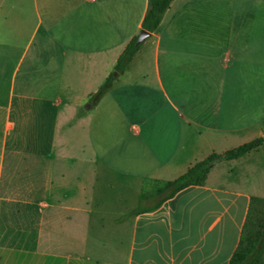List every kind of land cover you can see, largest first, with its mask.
<instances>
[{
  "label": "crops",
  "instance_id": "obj_1",
  "mask_svg": "<svg viewBox=\"0 0 264 264\" xmlns=\"http://www.w3.org/2000/svg\"><path fill=\"white\" fill-rule=\"evenodd\" d=\"M255 3L258 13L251 0H172L91 98L143 30L149 0H0V264L229 263L252 201H264V144L216 161L202 186L165 200L157 189L264 135V0ZM14 134L37 141L12 146ZM75 134L82 144L62 151L82 171L57 187L59 136ZM92 226L97 256L79 236ZM57 245L66 252L44 257Z\"/></svg>",
  "mask_w": 264,
  "mask_h": 264
},
{
  "label": "trees",
  "instance_id": "obj_2",
  "mask_svg": "<svg viewBox=\"0 0 264 264\" xmlns=\"http://www.w3.org/2000/svg\"><path fill=\"white\" fill-rule=\"evenodd\" d=\"M172 0H149V9L144 17L142 28L148 32L156 29L162 15L170 5ZM137 37L132 39L123 53L118 58L114 72L109 75L106 82L99 88V90L91 97H99L106 88L109 87L111 80L116 72H120L126 66V64L130 61L134 53L137 51L139 44H136ZM264 144V135L257 137L251 141L243 143L235 148H232L223 154L213 153L206 157L203 160L197 161L191 167L187 169L182 175L177 177L176 179L169 181L163 185V187L157 189L158 194H162V199L165 200L173 196L176 192L189 187V186H202L204 185L207 175L215 164L216 161L220 159H234L244 154L258 148L259 146ZM141 208L137 209V212L140 211ZM262 232L257 235V239L249 240L245 246H243V235L240 241V245L234 252L228 264H253L257 260V256H254L250 262H247V258L254 251H257V255L260 251L264 249V222L262 223Z\"/></svg>",
  "mask_w": 264,
  "mask_h": 264
},
{
  "label": "rangeland",
  "instance_id": "obj_3",
  "mask_svg": "<svg viewBox=\"0 0 264 264\" xmlns=\"http://www.w3.org/2000/svg\"><path fill=\"white\" fill-rule=\"evenodd\" d=\"M257 0H251V5H252V9H254L256 11V13H258L259 8L258 5L255 3ZM262 17L264 16V12L262 11L261 8V12L259 13ZM78 133L81 134V129L78 128L77 130ZM78 134H75L74 136H59V153H58V157L57 160L59 161L60 164V168H59V185H57V187H63L65 188V181L61 178V175H64L63 173L66 171H82L81 168L77 169V168H72L70 167L71 164L67 165L66 163L69 161V163L76 159L77 157L75 156L76 152H72L71 150L67 151L63 149H67L68 147L67 144H69L70 149L72 148V144H82V136ZM32 139V143L34 142V140L37 141V139L34 136H21L19 134H14L11 135L10 137V143L12 144V146H17V145H26L28 140ZM44 140L48 139V143L51 140V137L48 138H44ZM2 142V139L0 137V143ZM66 147V148H65ZM88 157L91 158V160H93V156L89 155L88 153ZM52 159L51 155H48L47 157H44V160H50ZM53 159H56L53 156ZM67 166V167H66ZM69 166V167H68ZM72 168V169H71ZM82 174V173H81ZM49 186V184L47 185ZM157 184L156 183H151L150 185H148L146 187V189L148 190V193L150 192H154L155 188H156ZM113 220V217H112ZM264 222V201L260 200H254L252 201V206L250 209V214L248 216L247 222H246V228L244 231V235H243V246H245L247 244V242L249 240H255L257 239V235H259L263 228H262V223ZM94 228H98V226H92V230L90 232H85L84 235L83 233H81L80 238H84V240L86 241V243H88V246L90 248V254L91 255H98V251H97V238L98 235L100 234L99 231L97 229H93ZM51 233L49 231H44V240H48L50 238ZM106 238H107V244H106V249H108L109 251L113 252L114 249V233H113V225L112 228L108 229L106 231ZM78 241L81 240H75V246L76 248L74 249L76 254H82V249L83 248H77L80 244H78ZM264 247V245H263ZM50 251L52 253H65L66 250L64 247L60 246H56L52 249L49 248H44V257H46L45 255H49ZM254 256H257V260L253 263V264H264V249L262 251H260L257 255V251H254L251 255L248 256L247 258V262H250L252 260V258H254ZM47 262V261H46ZM43 264H50L49 262L44 263Z\"/></svg>",
  "mask_w": 264,
  "mask_h": 264
},
{
  "label": "water",
  "instance_id": "obj_4",
  "mask_svg": "<svg viewBox=\"0 0 264 264\" xmlns=\"http://www.w3.org/2000/svg\"><path fill=\"white\" fill-rule=\"evenodd\" d=\"M148 36H149V32L148 31L141 30L139 35H138V37H137L136 44L142 43Z\"/></svg>",
  "mask_w": 264,
  "mask_h": 264
}]
</instances>
